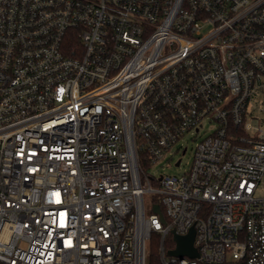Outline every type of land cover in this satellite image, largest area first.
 Here are the masks:
<instances>
[{
  "label": "built area",
  "instance_id": "2783aa9c",
  "mask_svg": "<svg viewBox=\"0 0 264 264\" xmlns=\"http://www.w3.org/2000/svg\"><path fill=\"white\" fill-rule=\"evenodd\" d=\"M257 91L264 0H0V264H264Z\"/></svg>",
  "mask_w": 264,
  "mask_h": 264
},
{
  "label": "rangeland",
  "instance_id": "374dc122",
  "mask_svg": "<svg viewBox=\"0 0 264 264\" xmlns=\"http://www.w3.org/2000/svg\"><path fill=\"white\" fill-rule=\"evenodd\" d=\"M208 27L205 28V31ZM247 122L251 123L253 127L258 129H252L251 133L256 134L259 132V129L264 131V93L261 91L255 92L253 95L250 105L247 112ZM213 124L209 121H206L204 129L200 132H188L186 133L175 145L169 153H167L163 158L154 163L148 170L147 173L150 177L159 178L162 174H182L188 171L193 163L195 148L202 138L209 134ZM181 147L180 150L178 148ZM187 147V152L183 154V148ZM181 159L182 162L179 166H176V162ZM260 196H264V178L261 184V188L258 191ZM147 212L151 210V194L147 193L145 195ZM149 252V251H148ZM147 258H149L147 256Z\"/></svg>",
  "mask_w": 264,
  "mask_h": 264
},
{
  "label": "water",
  "instance_id": "95a60500",
  "mask_svg": "<svg viewBox=\"0 0 264 264\" xmlns=\"http://www.w3.org/2000/svg\"><path fill=\"white\" fill-rule=\"evenodd\" d=\"M179 161L176 163L179 165ZM154 211L161 215L162 219L165 221V218L162 213V209L160 205H156L154 207ZM194 238H195V229L192 228L190 232L186 235H177L174 232V239L176 241V248L170 250V254L183 257L185 255L190 257H198L197 249L194 246Z\"/></svg>",
  "mask_w": 264,
  "mask_h": 264
},
{
  "label": "trees",
  "instance_id": "16d2710c",
  "mask_svg": "<svg viewBox=\"0 0 264 264\" xmlns=\"http://www.w3.org/2000/svg\"><path fill=\"white\" fill-rule=\"evenodd\" d=\"M141 164L143 166H146V162L144 159V153H141ZM171 239V236H169ZM148 257L147 258V264H161L159 259V235L156 233L152 234L151 240L149 242V248H148Z\"/></svg>",
  "mask_w": 264,
  "mask_h": 264
}]
</instances>
